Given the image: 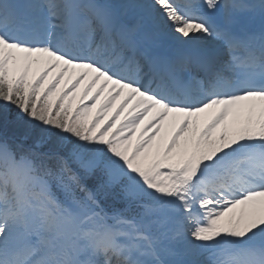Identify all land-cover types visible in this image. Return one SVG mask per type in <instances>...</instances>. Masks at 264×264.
Segmentation results:
<instances>
[{
    "label": "snow or ice",
    "instance_id": "1",
    "mask_svg": "<svg viewBox=\"0 0 264 264\" xmlns=\"http://www.w3.org/2000/svg\"><path fill=\"white\" fill-rule=\"evenodd\" d=\"M0 264H264V0H0Z\"/></svg>",
    "mask_w": 264,
    "mask_h": 264
}]
</instances>
